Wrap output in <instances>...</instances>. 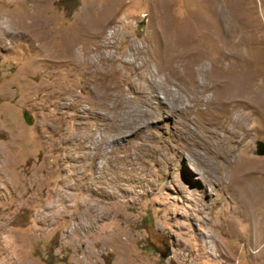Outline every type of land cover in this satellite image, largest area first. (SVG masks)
<instances>
[{"label":"rangeland","instance_id":"374dc122","mask_svg":"<svg viewBox=\"0 0 264 264\" xmlns=\"http://www.w3.org/2000/svg\"><path fill=\"white\" fill-rule=\"evenodd\" d=\"M258 141L264 0H0V264H264Z\"/></svg>","mask_w":264,"mask_h":264},{"label":"water","instance_id":"95a60500","mask_svg":"<svg viewBox=\"0 0 264 264\" xmlns=\"http://www.w3.org/2000/svg\"><path fill=\"white\" fill-rule=\"evenodd\" d=\"M256 153H257V155H259V156H263V155H264V143H263V142L258 141V142L256 143ZM170 255H171V252L168 250L167 253L162 254L161 257H163V258H167V257H169Z\"/></svg>","mask_w":264,"mask_h":264},{"label":"bare ground","instance_id":"6f19581e","mask_svg":"<svg viewBox=\"0 0 264 264\" xmlns=\"http://www.w3.org/2000/svg\"><path fill=\"white\" fill-rule=\"evenodd\" d=\"M164 28H165V27H164ZM183 30H184V29H183ZM183 30H182V31H183ZM182 31H181V32H182ZM185 31H186V30H185ZM178 36H179V35H178ZM179 37H180V36H179ZM177 39H178V38H176V40H177ZM181 39H182V38H181ZM182 40H183V39H182ZM185 40H186V39H185ZM185 40H184V41H185ZM174 42L176 43L175 40H174ZM178 42H179V41H178ZM185 42H186V41H185ZM185 42H184V43H185ZM170 44H171V43H170ZM178 45H179V43H178ZM176 46H177V45H176ZM181 46H183V45H181ZM235 46H236V45H235ZM178 48H179V46H178ZM173 49H174V48H173ZM182 49H183V48H182ZM168 50H169V49H168ZM174 50H175V49H174ZM186 50H188V49H186ZM182 51H183V50H182ZM189 53H190V52H188V55H189ZM191 53H192V52H191ZM180 55H181V54H180ZM180 55H179V56H180ZM190 55H191V54H190ZM192 55H193V54H192ZM184 56H185V53H184ZM227 56H228V55H227ZM229 56H230V55H229ZM231 56H232V54H231ZM175 57L177 58V56H175ZM234 57H235V55H234ZM180 58H181V57H180ZM229 58H230V57H229ZM232 58H233V57H232ZM178 59H179V57H178ZM230 59H231V58H230ZM235 59H236V58H235ZM231 60H232V59H231ZM162 68H163V67H162ZM238 74H239V73H238ZM224 85H225V84H224ZM244 85H247L246 82H245ZM225 86H226V85H225ZM241 87H242V86H241ZM241 89H243V88H241ZM241 89H240V90H241ZM243 90H244V89H243ZM246 90H247V88H246ZM222 91H223V90H222ZM230 92H232V90H231ZM230 92H229V93H230ZM240 92H241V91H240ZM246 92H247V91L244 90V93H246ZM223 93H224V92H223ZM226 93H227V92H226ZM242 93H243V92H242ZM242 93H241V94H242ZM239 94H240V93H239ZM239 94H238V95H239ZM234 95H235V93H234ZM245 95H246V94H245ZM232 96H233V95H232ZM242 96L244 97V95H242ZM231 100H232V99H231Z\"/></svg>","mask_w":264,"mask_h":264}]
</instances>
